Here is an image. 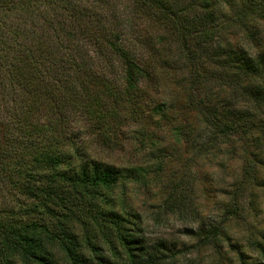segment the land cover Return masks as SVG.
Returning <instances> with one entry per match:
<instances>
[{"label":"trees","instance_id":"1","mask_svg":"<svg viewBox=\"0 0 264 264\" xmlns=\"http://www.w3.org/2000/svg\"><path fill=\"white\" fill-rule=\"evenodd\" d=\"M114 1L0 0V13L7 17L13 10L4 33L0 19V264H175L176 244L151 242L139 212L127 204V183H144L146 168L114 167L73 143L64 149L69 112L85 117L90 133L106 145L116 144L122 126L140 125L146 116V81L153 80V58L164 45L160 36L148 37L146 47L153 50L144 59L123 45V34L139 17L162 29V37L180 36L179 69L194 67L182 109L195 111L206 138L197 152L207 154L234 134L253 136L254 108H264V52L213 46V0H130L122 6L126 16ZM240 4L239 18L257 12L264 19V0ZM93 60L99 61L96 70L86 67ZM112 61L122 68L118 81ZM204 67L223 77L230 71L227 76L236 78L227 84L249 106L215 101L207 82L221 77H193ZM162 100L150 113L173 123L176 116L166 114L172 105ZM171 129L174 146H193L201 136L190 123ZM261 138L264 132L253 140ZM180 187L173 185L163 199L171 214L187 212L192 202ZM197 229L202 245L218 246L216 226Z\"/></svg>","mask_w":264,"mask_h":264},{"label":"rangeland","instance_id":"2","mask_svg":"<svg viewBox=\"0 0 264 264\" xmlns=\"http://www.w3.org/2000/svg\"><path fill=\"white\" fill-rule=\"evenodd\" d=\"M216 1H212L216 8L213 46L242 47L251 54L264 52V19L257 12L239 18L242 0ZM114 2L119 7L118 11L126 16L128 10H123L122 6L123 3L130 5V0ZM12 12L11 8L6 10L7 17L0 13L5 27L3 33L10 25ZM127 34H123V45L141 59L153 50L146 47L148 37L156 41L160 36L162 39L157 41L163 40L164 46L156 44L159 48L163 47L153 58L155 62L158 59L153 80L146 81L150 86L149 94L143 99L150 107L149 110L148 106L143 107L147 109L144 112L146 116H143L140 125L130 121L122 126L116 144L106 145L90 133L87 128L89 121L85 117L79 118L76 112H69L64 121L67 135L64 149L73 143L79 151L114 167L146 168L144 183L140 186L127 183V204L139 212L144 233L151 242L163 239L176 244L179 252L175 264H240L241 260L249 264H264V138L253 140L254 136L264 132V108L251 107L256 109L258 119L250 131L253 136L234 134L220 141L209 153L200 155L198 144L204 143L202 140L206 138L197 123L195 111L182 109L189 90L186 80L194 67L187 64V68L179 69L180 36L177 39L165 33L162 37V29L153 27L145 17L134 20ZM87 47L90 57H96L91 46ZM161 58L166 60L159 62ZM98 62L93 60L86 67L96 70ZM200 62H194V65ZM105 64L99 68L102 73L106 70L103 68ZM113 65L112 73L118 81L122 68L118 62H113ZM207 71L204 67L202 74L197 71L201 76L196 77L195 72L193 77L205 81L211 79V75L221 77L207 82L210 93L214 99L217 98L215 101L236 108L249 106L235 88L227 84L236 78L227 76L230 71L225 72V77ZM161 99L171 103L172 108L166 114L176 116L173 123L158 122V116L150 113ZM46 116H43L45 120ZM179 123H190L199 130L201 136L195 139L193 146H174L171 127ZM146 141H152L156 146L152 145L150 149ZM176 183L182 187L180 195H190L192 202L187 212L171 214L162 202ZM233 195L236 197L233 198ZM201 225H214L219 229L218 246H204L196 239L197 227Z\"/></svg>","mask_w":264,"mask_h":264}]
</instances>
